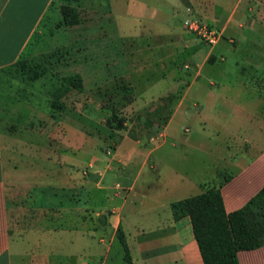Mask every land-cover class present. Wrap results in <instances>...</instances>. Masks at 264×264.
<instances>
[{"label": "crops", "instance_id": "crops-1", "mask_svg": "<svg viewBox=\"0 0 264 264\" xmlns=\"http://www.w3.org/2000/svg\"><path fill=\"white\" fill-rule=\"evenodd\" d=\"M55 1L0 0V264H114L113 244L116 240L122 244L118 231L127 242L133 264H204L190 217L176 219L172 211L174 202L190 196L163 203L156 200L147 205L146 185L149 187L150 180L142 181L144 190L137 188L146 167L154 174L155 181L161 178L156 165L149 164L153 149L136 172L104 171L98 165L90 174L78 169L87 163V126L81 116L88 107L87 91L102 87L105 79H109L105 77L110 73L109 67L119 66L121 40H128L125 46L132 55L137 37L121 38L117 24L111 26V36L106 42L103 36L80 33L77 43L81 45V58L78 68L72 70L66 57L75 44L73 28L79 31L88 28L82 23L85 13L94 18L105 13L112 16V9L109 5L104 10L98 0H78L73 5L80 13L81 21L77 25L64 22L61 13L53 22L49 21L50 25H44ZM197 1L226 31L236 28L237 23L232 22L239 13L240 29H236L243 33V39L250 40L264 26L260 27L256 20L244 24L255 11L264 17V0H237L228 17L218 21L221 17L211 9L208 0ZM90 26L97 32L104 31L96 19ZM47 34L52 38L51 43L43 42ZM220 43L199 49L198 44L196 48L186 45L184 49L193 50L191 56L195 60L200 49L206 57L214 51L220 53ZM161 45L145 49L161 59ZM46 54L63 56L61 61L53 62L55 78L64 81L62 86L54 88L59 91L65 87L59 92L46 93L41 90L39 72L17 67L27 57L34 62V58ZM198 75L199 72L188 91ZM75 80L79 81L75 89L72 83L66 86L65 81ZM175 82L173 88L182 81ZM182 106L183 100L171 104L170 109L175 114ZM73 114L79 115L74 119ZM41 121L43 124L46 121L45 131L39 130ZM168 125L164 127L166 136ZM258 141L255 138L252 144L259 148L256 153L246 151L231 159L237 173L225 179L221 187L226 210H239L261 242L256 249L239 252L240 264H264V148ZM9 150H14L20 158L17 164L10 166L5 162ZM134 156V153L126 155ZM109 173L124 177V183L107 185ZM9 184L14 187L11 198ZM134 192L140 202L131 200ZM117 199L121 202L114 203ZM104 223L110 228L105 230ZM121 256L120 264H126L124 248Z\"/></svg>", "mask_w": 264, "mask_h": 264}, {"label": "rangeland", "instance_id": "rangeland-1", "mask_svg": "<svg viewBox=\"0 0 264 264\" xmlns=\"http://www.w3.org/2000/svg\"><path fill=\"white\" fill-rule=\"evenodd\" d=\"M236 1L208 0V4L220 15L218 21L228 17ZM77 2L56 0L44 25L53 22L57 14L63 15L65 7ZM97 3L104 10L111 5L114 16L106 13L95 18L88 13L83 15L82 23L88 28L85 31L73 28L75 44L66 57L72 70L78 68L81 58V45L77 43L80 33L83 35L84 32L89 37L103 36L106 42L111 36V26L117 24L120 25L121 38L131 35L137 38L133 42L135 53L132 55L125 46L128 40H121L119 66L109 67L110 73L105 75L109 79H105L102 87L87 91V111L81 113L87 126V163L78 167L80 171L90 174L98 165L104 171L114 169L125 172L132 169L136 172L143 167L144 157L153 149L149 164L156 165L161 178L159 182L155 181L154 174L146 167L137 187L142 189L145 185L142 181L150 180L149 187L146 185V204L151 205L156 200L163 203L169 199L200 194L209 186H219L230 175L237 173L236 166L231 163L235 155L246 151L256 153L259 148L252 145L255 138L264 148V26L258 27L260 31L252 34L250 40L243 39V33L237 30L240 29L239 13L232 22L237 23V29L230 27L226 31L223 24L215 23L206 14L197 0H98ZM259 15V11L253 12L244 24L256 20L261 27L264 17ZM94 19L104 26V31L97 32L95 27L90 26ZM186 20L203 22L217 30L220 39L210 44L199 33L190 30ZM47 35L43 42L51 43L52 38ZM158 43L162 44L161 59L151 56L149 49H145ZM218 43L221 48L218 51L224 56L214 51L206 57L200 49L198 58L193 60V50L184 49L186 45L196 48L198 44L199 49L203 45L216 46ZM61 58L63 56L46 54L36 60L34 58V62L29 57L26 59L30 62V69L42 73L40 86L46 93L65 88L54 90L55 86L64 83L55 78L53 69V62L61 61ZM156 60H159L158 63ZM197 62L200 65H196ZM198 72L197 80L188 91ZM176 80L182 82L179 87L173 88ZM65 83L66 86L72 83L75 89L79 81ZM181 100L183 106L174 114L170 105ZM74 115L75 119L79 114ZM168 123L166 136L163 133ZM43 126L46 127V121L45 124L40 122V131H45ZM43 146L47 149V144ZM132 153L134 158L126 157ZM17 158L14 150L5 153V162L10 166L18 163L20 158ZM108 176L107 185L111 187L116 182L124 183L125 178H118L115 173ZM13 188L9 184L10 198ZM134 194L136 192L132 193L131 200L140 202L139 196ZM120 202L117 199L114 203ZM104 227L106 230L109 226L104 223ZM122 253V244L116 240L112 249L114 264H120Z\"/></svg>", "mask_w": 264, "mask_h": 264}, {"label": "trees", "instance_id": "trees-1", "mask_svg": "<svg viewBox=\"0 0 264 264\" xmlns=\"http://www.w3.org/2000/svg\"><path fill=\"white\" fill-rule=\"evenodd\" d=\"M68 24L77 23L80 13L77 7L68 6L63 10ZM17 67L30 71V62L23 61ZM42 73L39 72V77ZM224 182V181H223ZM209 186L202 193L172 204L176 219L189 216L195 238L198 242L204 264H240L239 252L253 250L261 242L239 210L228 212L225 207L222 184ZM124 248L126 264H133L129 247L119 231Z\"/></svg>", "mask_w": 264, "mask_h": 264}, {"label": "built area", "instance_id": "built-area-1", "mask_svg": "<svg viewBox=\"0 0 264 264\" xmlns=\"http://www.w3.org/2000/svg\"><path fill=\"white\" fill-rule=\"evenodd\" d=\"M185 23L190 28V30L199 33L210 44L217 43L220 39L219 32L208 27L203 22L198 20H186Z\"/></svg>", "mask_w": 264, "mask_h": 264}]
</instances>
